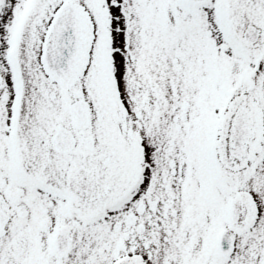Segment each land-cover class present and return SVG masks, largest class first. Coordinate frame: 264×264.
<instances>
[{
  "label": "snow or ice",
  "instance_id": "snow-or-ice-1",
  "mask_svg": "<svg viewBox=\"0 0 264 264\" xmlns=\"http://www.w3.org/2000/svg\"><path fill=\"white\" fill-rule=\"evenodd\" d=\"M0 264H264V0H0Z\"/></svg>",
  "mask_w": 264,
  "mask_h": 264
}]
</instances>
